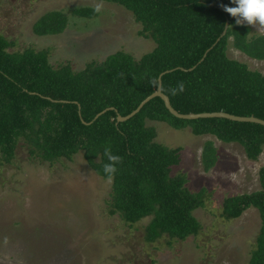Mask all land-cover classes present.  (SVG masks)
Listing matches in <instances>:
<instances>
[{
  "label": "trees",
  "instance_id": "1",
  "mask_svg": "<svg viewBox=\"0 0 264 264\" xmlns=\"http://www.w3.org/2000/svg\"><path fill=\"white\" fill-rule=\"evenodd\" d=\"M102 1L130 10L142 25L140 34L152 38L156 47L139 59L119 50L75 70L69 62L55 66L50 49L12 51L14 41L0 33V158L11 163L24 140L31 156L52 163L72 160L83 152L98 175L113 180L111 215L119 214L132 225L151 217L145 231L149 242L165 236L187 240L202 230L195 212L205 205L207 189L193 192L186 173L173 174L182 161V147L159 142L157 128L148 121L167 122L177 129L191 127L196 135L238 142L253 160L264 151V125L221 117L178 118L161 97L150 100L129 120L119 122L118 114L134 111L157 90L161 73L171 70L163 75V91L180 112L226 111L264 119V72L228 55L233 41L252 58L264 60V34L252 35L251 25L236 24L222 8L235 6L231 0ZM96 9L79 6L71 13L96 18L101 13ZM69 24L67 12L51 10L35 22L34 32L59 35ZM109 107L114 109L95 119ZM106 147L120 157L112 173L104 171L110 163ZM202 159L206 170L217 164L213 140L205 143ZM260 177L261 189L224 201L223 214L228 219L240 217L251 207L261 214L262 227L247 264H264V166Z\"/></svg>",
  "mask_w": 264,
  "mask_h": 264
},
{
  "label": "rangeland",
  "instance_id": "2",
  "mask_svg": "<svg viewBox=\"0 0 264 264\" xmlns=\"http://www.w3.org/2000/svg\"><path fill=\"white\" fill-rule=\"evenodd\" d=\"M79 6L99 7L101 13L96 18L73 15ZM56 9L70 15L68 28L59 35L38 36L35 22ZM251 26L252 35L264 34V28ZM141 29L133 13L114 2L0 0V33L14 41L11 50L50 49L55 66L69 62L81 70L119 50L139 59L156 47ZM228 55L264 72V60L252 58L233 41ZM148 125L157 128L159 142L182 147V161L173 174L186 173L193 192L207 189L205 205L195 212L203 224L198 235L147 241L151 217L132 225L111 215L113 180L98 175L83 152L52 163L31 156L24 140L11 163L0 158V264H247L262 227L261 214L251 207L228 219L224 201L262 188L264 151L253 160L238 142L196 135L191 127L177 129L162 121L149 120ZM209 140L218 149V160L206 170L202 153Z\"/></svg>",
  "mask_w": 264,
  "mask_h": 264
},
{
  "label": "water",
  "instance_id": "3",
  "mask_svg": "<svg viewBox=\"0 0 264 264\" xmlns=\"http://www.w3.org/2000/svg\"><path fill=\"white\" fill-rule=\"evenodd\" d=\"M229 27V23L226 26V29L223 33L222 36H224L227 32V29ZM220 40V38H219ZM213 47H211L212 49ZM210 50V49H209ZM207 53L205 54L206 57ZM205 57L202 59V61L205 59ZM196 66L190 68L189 70L194 69ZM171 70H167L161 73L160 77H159V86L157 88V90L155 92H153L152 94H150L148 97H146L141 103L140 105L134 110L132 111L130 114L124 116L122 114H118V121H126L129 120L130 118L134 117L137 113H139L142 108L153 98L155 97H161L164 101L165 104L167 106V108L171 111L172 114H174L176 117L178 118H182V119H199V118H214V117H221V118H228L231 120H235V121H241V122H254V123H259L264 125V119L251 115V116H242V115H237V114H233V113H229L226 111H214V112H201V113H182L179 110H177L172 102L171 99L169 97V95H167L164 91H163V75L166 74L167 72H170ZM54 100V99H53ZM58 101V100H55ZM109 109H114V107H109L104 109L103 111H101L100 113H98L95 117V119L99 118L102 114L106 113ZM80 113H81V107H80ZM82 115V114H81ZM85 123H92L91 122H86L85 120H83Z\"/></svg>",
  "mask_w": 264,
  "mask_h": 264
},
{
  "label": "clouds",
  "instance_id": "4",
  "mask_svg": "<svg viewBox=\"0 0 264 264\" xmlns=\"http://www.w3.org/2000/svg\"><path fill=\"white\" fill-rule=\"evenodd\" d=\"M231 4L235 6L224 4L222 8L235 18L236 24L254 25L258 26L259 29L264 28V0H231ZM96 10L99 11V7ZM179 90H184L183 83L180 84ZM173 91L175 93V90ZM104 153L108 161H110V163L104 165V171L112 173L114 171V163L118 162L120 157L112 155L111 149L107 147L104 149Z\"/></svg>",
  "mask_w": 264,
  "mask_h": 264
}]
</instances>
